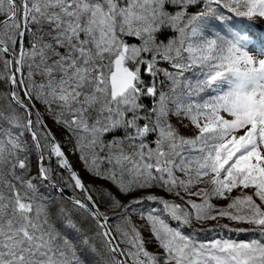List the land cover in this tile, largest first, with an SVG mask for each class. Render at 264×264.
<instances>
[{
    "label": "snow or ice",
    "instance_id": "obj_1",
    "mask_svg": "<svg viewBox=\"0 0 264 264\" xmlns=\"http://www.w3.org/2000/svg\"><path fill=\"white\" fill-rule=\"evenodd\" d=\"M257 19L264 0H0V264H264ZM221 219L258 238L183 230Z\"/></svg>",
    "mask_w": 264,
    "mask_h": 264
},
{
    "label": "trees",
    "instance_id": "obj_2",
    "mask_svg": "<svg viewBox=\"0 0 264 264\" xmlns=\"http://www.w3.org/2000/svg\"><path fill=\"white\" fill-rule=\"evenodd\" d=\"M166 67V65H165ZM7 85H0V95H3L5 89H6ZM38 107V106H37ZM48 123L52 126V132L55 134L56 139L61 143L62 148L68 149L73 151V146L71 143L66 142V137L67 134L60 128H58L57 126L53 125L51 123V121L49 120ZM186 134H191V133H186ZM76 155L79 157V153L75 152ZM45 155L47 156V153H45ZM31 162H32V169H33V174H35V165H36V154H33V156L31 157ZM49 163V161L45 160V165L47 166ZM83 165V163H82ZM51 166L56 170V175L57 178L59 179V177L61 175H63V177L67 176L68 177V172L59 169L56 164H55V158H53L52 162H51ZM65 175V176H64ZM81 178L83 179L84 183L91 189V186L88 183V179L89 178H93L92 175H90L86 169L85 166L83 165V169L80 173ZM65 179H67L65 177ZM49 191H51V189H49ZM65 193L68 196H82L83 193H81L79 190H76L75 192L71 193V189L69 188H65ZM166 194V192H165ZM167 195V194H166ZM65 198H67L65 196ZM144 208H149L151 207V204H146L143 206ZM140 223V222H139ZM175 224V222H173ZM142 226L145 227L144 223L141 222ZM183 230L185 231L186 234L200 239V240H208V239H215L218 236L216 235V233L219 234H224V236H230L231 238L235 239V236H239L242 235V233H235L232 231H228L227 229H223L221 227H217V228H213V231H208V228L204 227V226H200V225H195L192 227H184ZM245 234V235H244ZM145 235L147 236V231H145ZM244 237L242 236L241 239L243 238V240H248V239H252V238H258L257 235H255L254 233H243Z\"/></svg>",
    "mask_w": 264,
    "mask_h": 264
},
{
    "label": "rangeland",
    "instance_id": "obj_3",
    "mask_svg": "<svg viewBox=\"0 0 264 264\" xmlns=\"http://www.w3.org/2000/svg\"><path fill=\"white\" fill-rule=\"evenodd\" d=\"M254 23L259 26L258 29H257L258 31L264 32V20L257 19L256 21H254ZM37 106L39 107V105H37ZM49 126L52 128V126L50 124H49ZM62 149L66 152V155L68 156L69 161L73 165V168L80 175V173H81V171L83 169V165H82V162L79 160V157L76 155V153L74 151H71V150H68V149H65V148H62ZM65 177L68 178L67 176H65ZM88 183L91 186V189H95V188L100 187L101 185H104V181L95 179L94 177L93 178H89L88 179ZM70 189H71V193H73L72 188H70ZM113 191H115V190L113 189ZM153 191L159 196H167L165 194V192L161 191L160 189H154ZM233 194L235 195L237 193H233ZM168 198L171 199V197H168ZM197 202H199V201H197ZM211 202L214 205H217L219 207H225L226 204H227V201L219 200V199H215V198H213V200ZM104 208H105V205L101 204V209L103 210ZM223 224H229V227H231V228L238 227L237 225L232 224L231 222L227 221L226 219H221V220H219V222L208 221V222H205L202 226H204V227H206L208 229H213V228L220 227ZM138 226L143 228L141 222L138 224ZM173 226H176V224L173 223ZM240 227H245V226H240ZM235 233H238V232H235ZM216 235L218 236L217 238H220V239L242 240L243 238L241 239V237L242 236L244 237L245 234L243 235V233H242V235L235 236V239L231 238L229 235L228 236H224V234H219V233H216ZM255 235H257V234H255Z\"/></svg>",
    "mask_w": 264,
    "mask_h": 264
},
{
    "label": "water",
    "instance_id": "obj_4",
    "mask_svg": "<svg viewBox=\"0 0 264 264\" xmlns=\"http://www.w3.org/2000/svg\"><path fill=\"white\" fill-rule=\"evenodd\" d=\"M66 197H69L66 193H64Z\"/></svg>",
    "mask_w": 264,
    "mask_h": 264
}]
</instances>
